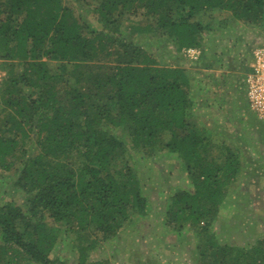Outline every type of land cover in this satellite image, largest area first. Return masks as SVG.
<instances>
[{"label":"trees","instance_id":"16d2710c","mask_svg":"<svg viewBox=\"0 0 264 264\" xmlns=\"http://www.w3.org/2000/svg\"><path fill=\"white\" fill-rule=\"evenodd\" d=\"M220 24L263 29L264 0H0V172L27 193L26 208L0 206V264H64V241L93 247L145 216L131 148L178 155L191 188L171 195L165 225L208 217L198 264H264V238L238 249L207 232L240 162L191 123L189 79L166 61L203 55Z\"/></svg>","mask_w":264,"mask_h":264},{"label":"rangeland","instance_id":"374dc122","mask_svg":"<svg viewBox=\"0 0 264 264\" xmlns=\"http://www.w3.org/2000/svg\"><path fill=\"white\" fill-rule=\"evenodd\" d=\"M226 17L221 13L215 20ZM231 24H220L206 32L202 58L190 60L182 48L178 54H168L166 61L173 68L183 69L189 79L191 123L215 146L213 152L225 145L239 159L241 174L210 220L207 232L215 235L219 245L244 249L264 238V127L250 112L245 83L252 51L264 41V28H236ZM168 48L174 51L172 45ZM117 132L124 135L122 129ZM128 150L129 162L148 200V213L134 216L116 236L98 240L93 247L90 242L94 236L82 245L64 241L58 250L59 260L78 264L83 254L86 264H198L201 246L209 237L202 231L208 217L197 223L185 222L179 229L165 225L171 195L191 188L178 155L161 149L151 162L146 153ZM14 176L0 172V206L12 201L26 208L27 193L14 187ZM44 220L51 222L47 216Z\"/></svg>","mask_w":264,"mask_h":264},{"label":"built area","instance_id":"2783aa9c","mask_svg":"<svg viewBox=\"0 0 264 264\" xmlns=\"http://www.w3.org/2000/svg\"><path fill=\"white\" fill-rule=\"evenodd\" d=\"M183 53L190 60L200 58L201 51L197 47H189L183 50ZM253 61L250 71L246 76L247 100L251 112H253L260 121L264 122V41L252 51ZM2 60L0 58V86L5 76L2 70Z\"/></svg>","mask_w":264,"mask_h":264},{"label":"crops","instance_id":"0c3cea01","mask_svg":"<svg viewBox=\"0 0 264 264\" xmlns=\"http://www.w3.org/2000/svg\"><path fill=\"white\" fill-rule=\"evenodd\" d=\"M247 105H248V102H247ZM251 112V111H250ZM252 113V112H251ZM253 114V113H252Z\"/></svg>","mask_w":264,"mask_h":264}]
</instances>
